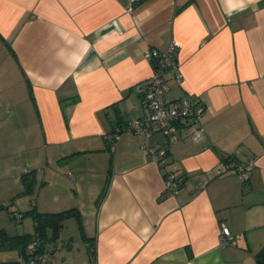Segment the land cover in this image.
Instances as JSON below:
<instances>
[{
    "label": "crops",
    "instance_id": "1",
    "mask_svg": "<svg viewBox=\"0 0 264 264\" xmlns=\"http://www.w3.org/2000/svg\"><path fill=\"white\" fill-rule=\"evenodd\" d=\"M171 42L183 78L178 84L165 74V98L200 99L204 135L180 128L175 142L132 132L109 141L142 114L152 74L145 51ZM75 94L74 104L61 103ZM143 144L164 147L165 161L155 163ZM249 160L241 183L231 166ZM23 168L35 172L30 194ZM169 171L183 178L173 195L164 193ZM0 204L12 213L34 206L92 214L95 264H257L264 0H0ZM5 217L2 208L8 235L33 233L31 217L20 225ZM221 225L231 241L221 238ZM43 248L41 264H51L58 248L52 255ZM24 257L16 244L0 245V264Z\"/></svg>",
    "mask_w": 264,
    "mask_h": 264
},
{
    "label": "built area",
    "instance_id": "2",
    "mask_svg": "<svg viewBox=\"0 0 264 264\" xmlns=\"http://www.w3.org/2000/svg\"><path fill=\"white\" fill-rule=\"evenodd\" d=\"M132 3L136 0H130ZM176 51L175 42H171L167 48L159 49L157 47H149L145 51V57L151 61L152 74L146 81L145 88L142 90V114L139 117L128 119L122 128L116 129L107 134L109 141L115 142L119 139L123 132H132L149 137L153 133H162L168 139V142L177 140V133L180 128L186 129L195 139L202 138L204 128L200 124V118L203 111V102L196 96H185L178 99H167L165 93L168 91L169 84L165 77L169 73L174 81L178 84L182 82V72L177 59L174 57ZM141 149L149 154L155 163L162 164L165 161L166 150L164 147H154L143 144ZM254 164L253 160L247 162H239L233 167V171L237 173L240 181H244L249 177L250 170ZM220 165V171H226L229 167L225 164ZM24 173L28 172L23 168ZM164 178V193L173 195L177 193L182 184L183 178L176 176L173 172H167ZM206 181L200 184L202 187ZM19 213H13L12 217L16 221L20 220ZM229 229L221 225L219 233L223 240H232ZM33 240L27 245L26 255L23 258V264H41L46 261L45 252L38 249L39 240L37 236H33ZM38 240V241H37Z\"/></svg>",
    "mask_w": 264,
    "mask_h": 264
},
{
    "label": "trees",
    "instance_id": "3",
    "mask_svg": "<svg viewBox=\"0 0 264 264\" xmlns=\"http://www.w3.org/2000/svg\"><path fill=\"white\" fill-rule=\"evenodd\" d=\"M77 100H78V95L75 94L74 96L63 98L60 101L63 104L69 105V104H74L75 102H77ZM119 128H122V127H119ZM226 162H229L228 158L223 159L222 162L220 163L226 164ZM233 162L234 163L232 164L231 167H235L236 164L239 163L238 161H233ZM34 179H35L34 171L27 172L26 174H24L23 180H22L24 181V192L23 193H28V194L31 193V191L33 190L34 183H35ZM2 208H5L10 214L11 218H13L12 215L14 212L13 213L11 212L9 204H0V209ZM18 213L20 214L19 217L21 218L28 216L33 219L34 221L33 233L25 232L24 234L16 235L13 237L11 235H8L6 230H4L3 228H0V245L8 247V246H12L16 244L17 246L21 248L22 253L25 255H26L25 252H26L27 245L31 242V240H33L34 235L37 236L39 240V245H38L39 251L43 252L44 242H45V239H47L46 237L47 228H51L53 231V237H56L58 235L60 227H62V222L64 219L70 216H73V215L77 218L79 217L77 215L78 210L74 207L66 208L60 211H55V212H41V211H38L33 206L30 209H27L25 211L18 212ZM82 237H83L82 239L86 240L85 236H82ZM90 239H92V241L94 240L93 238H90ZM94 249H95L94 245L91 244L88 250L90 253V258H91L90 263L91 264H95L94 262L95 261V250ZM255 256H256L257 264H264V247H262Z\"/></svg>",
    "mask_w": 264,
    "mask_h": 264
},
{
    "label": "rangeland",
    "instance_id": "4",
    "mask_svg": "<svg viewBox=\"0 0 264 264\" xmlns=\"http://www.w3.org/2000/svg\"><path fill=\"white\" fill-rule=\"evenodd\" d=\"M33 132L36 133L35 130H33ZM92 216V214L89 216V214L86 213L82 217L80 216V218L73 215L64 219L58 235L54 238H51L53 236L52 229L47 228L48 238L45 239L46 252L52 255L55 247L58 248L57 251H55L54 258L51 256V264H90L91 258L88 250L91 244L87 238L93 236V234H91L93 230V226H91ZM5 218L9 220L7 221L8 224H21V222H17L10 217ZM25 219H23V221ZM27 220L26 222H29L30 219ZM11 232H13V230H11ZM82 236L87 237L86 240L82 239Z\"/></svg>",
    "mask_w": 264,
    "mask_h": 264
}]
</instances>
